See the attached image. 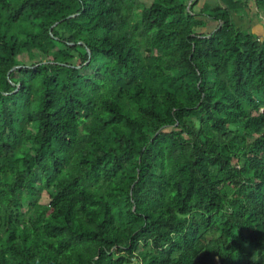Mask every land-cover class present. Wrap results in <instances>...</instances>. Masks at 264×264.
<instances>
[{
    "label": "trees",
    "instance_id": "trees-1",
    "mask_svg": "<svg viewBox=\"0 0 264 264\" xmlns=\"http://www.w3.org/2000/svg\"><path fill=\"white\" fill-rule=\"evenodd\" d=\"M200 2L0 0V264H264V0Z\"/></svg>",
    "mask_w": 264,
    "mask_h": 264
},
{
    "label": "rangeland",
    "instance_id": "rangeland-1",
    "mask_svg": "<svg viewBox=\"0 0 264 264\" xmlns=\"http://www.w3.org/2000/svg\"><path fill=\"white\" fill-rule=\"evenodd\" d=\"M141 1H143V2H145L147 4H150V2L152 0H141ZM191 3L192 2H190V4ZM210 5H211V3H210ZM259 12L260 11H258L256 8H253V10L247 16H245L243 18L235 17V21H236L238 26H241V27H243L245 29L252 28L254 26V25H252L253 22H256L255 24H257L258 22H259V24H262V22H263L261 16L259 15ZM215 25L216 24H213L212 27H214Z\"/></svg>",
    "mask_w": 264,
    "mask_h": 264
},
{
    "label": "crops",
    "instance_id": "crops-1",
    "mask_svg": "<svg viewBox=\"0 0 264 264\" xmlns=\"http://www.w3.org/2000/svg\"><path fill=\"white\" fill-rule=\"evenodd\" d=\"M206 3L211 5L217 4L218 0H201L200 4H199V8L203 7ZM251 21V20H250ZM252 22V21H251ZM256 22H253L252 25H254L252 27V31L260 36H264V24L262 22V24H259V22L257 24H255Z\"/></svg>",
    "mask_w": 264,
    "mask_h": 264
},
{
    "label": "water",
    "instance_id": "water-1",
    "mask_svg": "<svg viewBox=\"0 0 264 264\" xmlns=\"http://www.w3.org/2000/svg\"><path fill=\"white\" fill-rule=\"evenodd\" d=\"M71 17H73V16H70L69 18H71ZM55 25H56V24H55ZM16 68H18V67H16ZM16 68H15V69H16Z\"/></svg>",
    "mask_w": 264,
    "mask_h": 264
}]
</instances>
